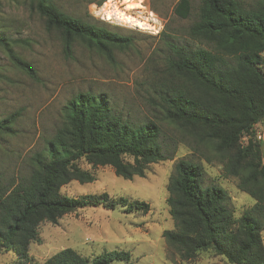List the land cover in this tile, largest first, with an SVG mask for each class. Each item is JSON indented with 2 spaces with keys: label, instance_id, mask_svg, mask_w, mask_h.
Instances as JSON below:
<instances>
[{
  "label": "trees",
  "instance_id": "trees-1",
  "mask_svg": "<svg viewBox=\"0 0 264 264\" xmlns=\"http://www.w3.org/2000/svg\"><path fill=\"white\" fill-rule=\"evenodd\" d=\"M84 1L102 5L106 0ZM3 2L0 47L38 79L35 67L14 51L17 40L3 32ZM26 3L47 31L58 34L66 58L82 45L114 61L116 51L135 43L132 35L74 16L54 0ZM193 10L191 0H179L174 8L181 18L190 17ZM162 39V66L147 98L150 115L126 114L106 93L81 91L65 104L62 122L43 147L21 156L13 168L0 164V253L13 250L20 264H28L30 245L41 241L40 225L57 224L63 215L86 206L146 214L150 204L145 201L108 192L69 197L61 187L72 180H95L82 161L92 167L111 166L126 179L144 176L151 163L173 159L184 143L203 155L211 148L225 176L235 177L238 187L256 202L236 218L228 191L206 185L202 164L181 158L167 185V204L175 221V228L163 233L168 244L183 261L212 251L232 264H264L263 144L252 136L242 143L264 119V0H200L183 36ZM19 115L17 111L0 118V137L16 133ZM116 260L130 262L131 255L105 250L89 258L68 247L33 264Z\"/></svg>",
  "mask_w": 264,
  "mask_h": 264
},
{
  "label": "rangeland",
  "instance_id": "rangeland-1",
  "mask_svg": "<svg viewBox=\"0 0 264 264\" xmlns=\"http://www.w3.org/2000/svg\"><path fill=\"white\" fill-rule=\"evenodd\" d=\"M3 1V32L17 40L14 51L29 61L38 75V79L32 78L0 47V118L20 111L14 122L16 133L0 137V164L13 168L21 156L43 147L44 139L62 122L63 107L78 92L106 93L126 114L150 115L147 98L162 66V38L182 37L196 17L200 0H191L194 10L188 18L175 14L179 0H106L102 5L84 0H54L74 16L134 37L133 47L116 51L114 61L82 45L75 47L72 58H66L58 34L45 29L43 20L30 12L26 0ZM126 4H130L128 9ZM114 8L144 18L147 25L108 18L104 9ZM262 55L264 59V52ZM251 136L261 141L264 150V119L255 125L252 135L242 138V143L246 144ZM205 153L181 143L173 159L151 163L144 176L132 179L117 175L111 166L92 167L82 161V167L91 171L95 180H72L61 187L63 194L79 197L108 192L113 197L145 201L150 204L149 212L138 214L127 212L124 207L86 206L63 215L57 224L43 222L39 229L41 241L30 245L32 260L28 264L44 262L68 247L89 258L105 250L130 253V262L116 260L111 264H232L212 251L183 261L163 235L175 228L167 204V185L181 158L202 164L206 185L217 184L228 191L236 218L255 204V199L238 187L235 177L225 176L212 149L206 148ZM262 237L264 240V230ZM0 264L20 262L10 250L0 253Z\"/></svg>",
  "mask_w": 264,
  "mask_h": 264
},
{
  "label": "bare ground",
  "instance_id": "bare-ground-1",
  "mask_svg": "<svg viewBox=\"0 0 264 264\" xmlns=\"http://www.w3.org/2000/svg\"><path fill=\"white\" fill-rule=\"evenodd\" d=\"M127 9L130 7V4H126ZM106 14L108 15V18H116L119 20H125L128 22H132L135 24H138L140 26L147 25V22L144 20V18H139L136 16H133L132 14L124 13L121 10H118L116 8L114 9H104ZM146 19V18H145Z\"/></svg>",
  "mask_w": 264,
  "mask_h": 264
}]
</instances>
